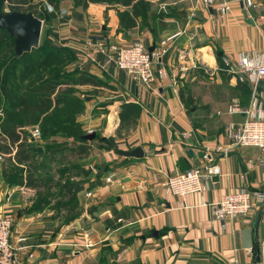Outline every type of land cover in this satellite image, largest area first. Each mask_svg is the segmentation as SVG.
Instances as JSON below:
<instances>
[{
    "label": "crops",
    "instance_id": "crops-1",
    "mask_svg": "<svg viewBox=\"0 0 264 264\" xmlns=\"http://www.w3.org/2000/svg\"><path fill=\"white\" fill-rule=\"evenodd\" d=\"M150 1L148 26H134L125 30V38H116L118 44L141 41L154 48L164 41V53L153 68L164 67L167 76L155 78L148 86L130 80L104 55L87 47V42L99 37L110 40V31H101L106 10L95 9L96 4L83 12L74 7L72 21L61 28L60 39L75 52L79 68L108 78L115 94L95 110L97 99H87L79 120L92 126L106 116L108 130L109 118L117 115L119 106L137 104L135 128L114 141L122 150L140 146L142 156L124 157L91 143L95 166L104 163L108 170L96 168L101 176L95 174L94 186L77 194L81 214L62 225L48 224L40 213H29L20 193L0 180V212L13 216L11 238L14 245L25 246L20 253L23 264H263L257 245L264 236V198L247 215L225 221L211 218L208 204L240 187L264 193V156L253 147L233 146L224 136L226 122L239 118L225 113L227 103L237 98L246 104L248 96L235 89L237 83L214 56L218 49L222 59L233 62L239 51L260 49L264 30L254 20L264 14V0H253L249 17L236 0H231L225 15L191 0ZM111 17L115 29L116 16ZM71 22L78 27L70 26ZM181 52H185L183 60L178 59ZM199 76L202 81L212 80L213 101L200 102L190 88L194 105L187 106L180 96L181 86L186 78L201 82ZM209 163L219 173L207 179L201 192L183 197L164 193L162 183L168 175ZM244 229H248L244 234L248 245L256 243L255 252L244 246Z\"/></svg>",
    "mask_w": 264,
    "mask_h": 264
},
{
    "label": "trees",
    "instance_id": "trees-1",
    "mask_svg": "<svg viewBox=\"0 0 264 264\" xmlns=\"http://www.w3.org/2000/svg\"><path fill=\"white\" fill-rule=\"evenodd\" d=\"M19 2L21 4L28 3V10L34 13L30 1L19 0ZM130 2L131 0H125L124 4H121L129 6ZM150 8V0H136L131 12H120L119 21L123 29L131 30L137 25L139 28L148 26V21L151 18ZM13 40L14 38L9 36L6 30L0 29V129L3 137L11 144L17 142L15 162L17 164L28 163V183L34 184L37 196L34 203L28 208V212H40L49 206L51 200H54V206L65 211L64 224H67L81 214L78 209L77 194L89 179L87 176L79 180L71 179L76 176L73 170L81 169L84 174H87L88 170L86 171L85 167L81 165L78 168L62 167L58 171L61 176L58 180L47 175L35 177L30 173V171L32 172L33 157L42 156L45 152L55 154L66 149L73 150L75 147L83 148L91 143H94L99 149H114L116 144L114 139L97 134L92 139L84 138L85 133L76 119V114L81 110V100L77 94L76 86L90 81L99 84L102 82L97 76L95 77L94 74L83 69L67 71L65 66L71 59L76 58L75 52L68 46L56 45L48 35L37 47L23 52L19 56L14 54ZM214 56L217 65L223 67L220 50L214 49ZM66 59L68 60L66 61ZM60 86L64 87L59 88ZM235 89L242 96L246 94L248 96L245 83H237ZM121 106L123 107L121 118L130 114H134L137 118L140 110L137 104L123 103ZM36 123H39L40 139L44 141L42 145L44 153L37 150L39 146L34 144L35 141H27L26 138L30 140L32 138L26 132L24 137H21L18 132L19 128ZM10 149L11 146L6 145L5 153H10ZM8 166L11 167L9 171L7 173L3 171L5 182L9 185H21L22 179L18 175L10 173L16 167L12 164ZM105 166L107 164L102 163L99 166L96 165V168L105 173L108 170ZM18 170L22 172V167ZM99 176L100 174H97V177ZM64 177L67 179L64 180ZM18 179L20 180L18 181ZM92 186L94 183H90L89 188Z\"/></svg>",
    "mask_w": 264,
    "mask_h": 264
},
{
    "label": "built area",
    "instance_id": "built-area-1",
    "mask_svg": "<svg viewBox=\"0 0 264 264\" xmlns=\"http://www.w3.org/2000/svg\"><path fill=\"white\" fill-rule=\"evenodd\" d=\"M203 9H213L219 15H225L231 0H197ZM240 2L241 10L245 17L254 7L253 0H236ZM249 17V16H248ZM255 24L264 30V14L258 15ZM164 41L159 46L148 51V46L141 41L128 45L110 42L106 39L87 42V47L94 52L101 53L107 62L114 64L122 70L127 77L148 86L155 78H166L165 68H153L159 56L164 53ZM185 54H178V59L183 60ZM225 71L231 75L235 83H245L248 89V99L242 105L237 98H231L226 105L225 113L237 115V120H230L224 126V136L229 144L237 147H253L264 156V31L259 50L239 51L233 62L222 59ZM180 76V75H179ZM178 76V77H179ZM172 84L175 79L168 76ZM39 129L30 130L32 139L39 137ZM218 149V147H217ZM206 158V155H203ZM207 159V158H206ZM1 162V156H0ZM219 173L218 167L209 163L204 166H192L185 170L168 175L162 183L165 194L183 197L190 193H198L205 189L208 178ZM108 176L106 180H110ZM92 193L88 191L86 197ZM264 193L240 187L229 191L219 197L215 202L208 204L210 216L218 221H225L237 216H244L252 207L260 203ZM13 216L0 212V264H23L20 256L25 246H17L12 242ZM22 240V239H20ZM257 256L264 264V236L257 245Z\"/></svg>",
    "mask_w": 264,
    "mask_h": 264
},
{
    "label": "rangeland",
    "instance_id": "rangeland-1",
    "mask_svg": "<svg viewBox=\"0 0 264 264\" xmlns=\"http://www.w3.org/2000/svg\"><path fill=\"white\" fill-rule=\"evenodd\" d=\"M30 1L29 3L31 4V7L34 10L33 14H37L36 16L41 19L42 21V30H41V36H40V41L39 44L42 42V40L45 38V36L48 35V37L56 43V45H63L62 39H60V36L62 37V27H64V23L68 21H72L71 17H74L75 12H71L74 10V7L77 8L78 11L83 12V10L87 9V7L92 4H96L95 9H98V7L103 8V10L107 12V19L105 18L102 22H100L103 26H105L104 29L101 28L102 33H105V31H110L109 32V38L110 42H116L120 43V41L116 38L122 36L125 32L123 27L120 24L119 21V13L122 11H128L131 12L132 6L135 4L136 0H131L130 5H122L124 4L125 0H95V1H87V0H56V1H50V0H28ZM138 1V0H137ZM165 1H175V0H161ZM193 3L198 2L197 0H191ZM99 3V4H98ZM122 3V4H121ZM28 3L21 4L19 0H0V11L1 12H9L13 10H18V11H30L28 10ZM100 5V6H98ZM157 5V4H156ZM79 6V7H78ZM94 7V6H93ZM71 13H70V12ZM115 14L116 16V28L113 29L111 28V15ZM85 16V14H84ZM80 18L82 15L79 16ZM98 24V23H97ZM70 26L77 28L78 25L76 23H69ZM140 29V28H139ZM100 30V29H99ZM121 32V35H116ZM124 37V35H123ZM125 38V37H124ZM103 38L99 37V40ZM135 42V41H134ZM123 44L128 45V43H125V41H122ZM185 53V52H183ZM75 54V53H74ZM68 59H66L67 61ZM80 65L78 66V63L75 59H71V61L65 66L66 70H73V69H81L79 68ZM211 77V75H209ZM96 77V76H95ZM97 78L102 82V83H93L92 81L85 83L83 85H78L76 86L77 89V94L79 96V99L81 100V110L76 114V119L77 121L81 124L80 126L82 127L83 132L89 133V132H95L98 136H105L108 139H118L121 137H126L131 131L135 128L136 124V116L134 114L126 115L124 118H121L120 115L123 112V107L119 106V110L117 112V115H114L113 118L110 119V125L112 127H109L108 130L105 129L106 127V116L103 118V120L100 121L99 124L97 125H92V126H86V123L84 121H80L79 117L83 113V104L84 102L88 99L89 101L92 99H97L93 110L96 109L98 106H104V101H107L108 99H114L113 96L115 95L113 91V85L110 83L108 78L106 77H98ZM200 79V76L197 77V79ZM203 78V77H202ZM197 83V80H194L196 83H192L189 78H186L185 82H183L181 86V92L180 96L181 99L184 102H187L188 100V105L187 106H192L194 105V99L192 96H190V88L193 93V89L195 90L194 92L198 95L199 101H208L212 102V92H213V85H212V80H205ZM64 87V86H63ZM60 86L59 88H63ZM195 87V88H194ZM193 88V89H192ZM194 95V94H193ZM99 97H102L101 99H98ZM105 97V98H104ZM196 104L197 103V98L195 99ZM193 102V104H192ZM186 106V105H185ZM200 107V105H198ZM188 108V107H187ZM102 109V108H99ZM101 111L105 112L107 111L106 108L102 109ZM95 112V111H93ZM102 113H100L101 115ZM114 119V122H113ZM83 126L85 128H83ZM34 127L40 128L39 123L32 124V125H27L23 126L18 129V132H20L21 137H24V133L26 132L28 136H30V130ZM28 142L30 141H35V145H38L41 148V153L43 152L42 150V145L44 141L40 139V134L39 137L34 138V139H29L26 138ZM10 145V153H5L4 149L6 145ZM94 144V143H93ZM17 142L11 144L6 138L3 137L2 130L0 129V156H1V162H0V180L5 182L3 174L7 173L11 167L8 165H14L16 167L15 169L11 170L12 175H18L20 179H22V184L20 185H9L11 187L10 190H15L20 193L21 197V202L22 205L25 206V208H30V206L34 203L36 200V187L34 184H29V171H28V163L24 164H17L15 162V152L17 150ZM38 147V148H39ZM91 150L93 148L90 146V144H87L83 148H76L71 150V149H66L64 151H59L58 153L55 154H48L44 153L42 156H35L33 157V166H32V173L35 177L38 175H41V177H44L47 175L48 177L53 178L54 180H58L61 178L59 176L58 171L62 167H85V170H88L87 174H84V172L81 169L73 170L74 174L76 176H73L71 179L73 180H79L87 176L89 177L88 181L84 183V189L89 188L90 183H95L96 180L94 181L93 178L95 177V174L98 172L96 171V166H95V161L93 157H95V154L92 155ZM112 150V149H111ZM114 152V150H112ZM95 153V152H94ZM11 159V160H8ZM98 163V162H97ZM75 165V166H74ZM19 166V168H18ZM22 167V172H20L18 169ZM84 169V168H82ZM81 170V171H80ZM4 171V173H3ZM101 176V175H100ZM99 176V177H100ZM104 180V175L102 176ZM18 179V181L20 180ZM67 178L64 177V180ZM86 179V178H85ZM28 180V181H27ZM82 189V190H84ZM54 200H51V203L49 206H46L42 211L40 212H29L32 214H37L40 213V218L48 219L49 223L51 225H62L64 224V213L65 211L59 208H56L53 204ZM79 204V203H78ZM78 209H81L82 207L78 206ZM73 221V220H72Z\"/></svg>",
    "mask_w": 264,
    "mask_h": 264
},
{
    "label": "water",
    "instance_id": "water-1",
    "mask_svg": "<svg viewBox=\"0 0 264 264\" xmlns=\"http://www.w3.org/2000/svg\"><path fill=\"white\" fill-rule=\"evenodd\" d=\"M209 11H211L209 9ZM252 23V21H250ZM0 29H4L8 32L9 36L14 38V54L16 56L21 55L23 52H28L32 48H35L39 45L41 30H42V21L37 16L33 14L32 11H18L13 10L9 12L0 11ZM148 51L153 49V46H149ZM86 139H92L95 137V132L86 133L84 136ZM38 151H41V148H37ZM114 150L119 155L124 157H141L142 150L140 146L133 147L128 150H122L117 148L114 145ZM258 218L256 219L253 225V232H255L256 224ZM248 235V229H244L242 232L243 241L245 240V247L251 246L253 251H256V243L252 242L251 245H248L246 237Z\"/></svg>",
    "mask_w": 264,
    "mask_h": 264
}]
</instances>
